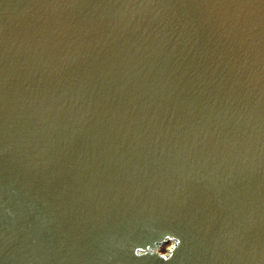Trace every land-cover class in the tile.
Here are the masks:
<instances>
[{"label": "water", "instance_id": "obj_1", "mask_svg": "<svg viewBox=\"0 0 264 264\" xmlns=\"http://www.w3.org/2000/svg\"><path fill=\"white\" fill-rule=\"evenodd\" d=\"M0 264H264V0H0Z\"/></svg>", "mask_w": 264, "mask_h": 264}, {"label": "rangeland", "instance_id": "obj_2", "mask_svg": "<svg viewBox=\"0 0 264 264\" xmlns=\"http://www.w3.org/2000/svg\"><path fill=\"white\" fill-rule=\"evenodd\" d=\"M172 242L170 240H166L162 242L159 245H156V247H153V249L160 254H164L167 252L168 248L171 246Z\"/></svg>", "mask_w": 264, "mask_h": 264}, {"label": "bare ground", "instance_id": "obj_3", "mask_svg": "<svg viewBox=\"0 0 264 264\" xmlns=\"http://www.w3.org/2000/svg\"><path fill=\"white\" fill-rule=\"evenodd\" d=\"M167 240H170L171 242H172V244H171V246L175 243V240H173V239H171V238H168ZM166 241V240H165ZM164 242V241H163ZM161 244V243H160ZM157 245H159V244H157ZM170 246V247H171ZM170 247L168 248V250L170 249Z\"/></svg>", "mask_w": 264, "mask_h": 264}]
</instances>
